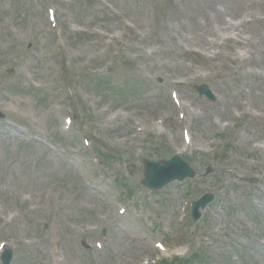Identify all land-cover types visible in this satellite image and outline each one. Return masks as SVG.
<instances>
[{"label": "rangeland", "instance_id": "374dc122", "mask_svg": "<svg viewBox=\"0 0 264 264\" xmlns=\"http://www.w3.org/2000/svg\"><path fill=\"white\" fill-rule=\"evenodd\" d=\"M0 110L14 264H146L157 241L197 251L178 264H264V0H0ZM176 152L199 176L143 190L144 159Z\"/></svg>", "mask_w": 264, "mask_h": 264}, {"label": "water", "instance_id": "95a60500", "mask_svg": "<svg viewBox=\"0 0 264 264\" xmlns=\"http://www.w3.org/2000/svg\"><path fill=\"white\" fill-rule=\"evenodd\" d=\"M166 166H168V165H166ZM161 168H162V166H160V164L155 165V164H153L151 162H148V164H147V173H146L147 179L145 180V183L147 185L154 186L155 183L152 181L153 180V175L157 174V172Z\"/></svg>", "mask_w": 264, "mask_h": 264}, {"label": "bare ground", "instance_id": "6f19581e", "mask_svg": "<svg viewBox=\"0 0 264 264\" xmlns=\"http://www.w3.org/2000/svg\"><path fill=\"white\" fill-rule=\"evenodd\" d=\"M217 16H218V18H221V17H222L221 13L218 12V11H217ZM128 121H130V120L128 119ZM127 123H128V122H127Z\"/></svg>", "mask_w": 264, "mask_h": 264}]
</instances>
